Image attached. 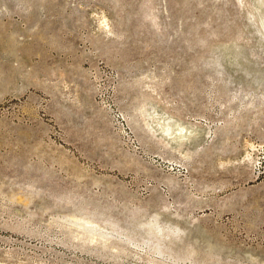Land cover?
I'll list each match as a JSON object with an SVG mask.
<instances>
[{"label": "rangeland", "instance_id": "374dc122", "mask_svg": "<svg viewBox=\"0 0 264 264\" xmlns=\"http://www.w3.org/2000/svg\"><path fill=\"white\" fill-rule=\"evenodd\" d=\"M0 264H264V0H0Z\"/></svg>", "mask_w": 264, "mask_h": 264}, {"label": "bare ground", "instance_id": "6f19581e", "mask_svg": "<svg viewBox=\"0 0 264 264\" xmlns=\"http://www.w3.org/2000/svg\"><path fill=\"white\" fill-rule=\"evenodd\" d=\"M84 226V229L86 230V231H92V232H94V228H95V226H94V224L93 223H91V222H88L87 224H85V225H83ZM96 229H98V228H96ZM98 232V231H100L99 229L98 230H95V232ZM102 231V230H101ZM159 233H160V230L158 229L157 230ZM104 232V231H103ZM98 233H101V232H98ZM98 233H96V234H98ZM99 235V234H98Z\"/></svg>", "mask_w": 264, "mask_h": 264}]
</instances>
